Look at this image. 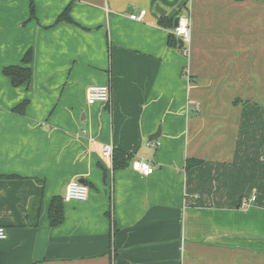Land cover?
Masks as SVG:
<instances>
[{"label": "crops", "instance_id": "obj_1", "mask_svg": "<svg viewBox=\"0 0 264 264\" xmlns=\"http://www.w3.org/2000/svg\"><path fill=\"white\" fill-rule=\"evenodd\" d=\"M182 1L183 52L156 11ZM72 181L89 197L52 227ZM0 226V264H264V0H0Z\"/></svg>", "mask_w": 264, "mask_h": 264}, {"label": "trees", "instance_id": "obj_2", "mask_svg": "<svg viewBox=\"0 0 264 264\" xmlns=\"http://www.w3.org/2000/svg\"><path fill=\"white\" fill-rule=\"evenodd\" d=\"M242 1V0H237ZM70 7L67 8L58 19V22H72L69 16ZM183 12L182 10L179 12ZM30 19H35V7L34 4H31L30 7ZM164 20L169 21L168 23H163L162 25L165 26L168 29H172V31L175 30L174 28V18H168L163 17ZM168 46L172 49H177L183 52V50L186 49L185 44L183 41L178 38L174 32L170 35L168 40ZM33 50L29 49L25 52L23 58H22V65H14V66H8L5 67L3 70V74L10 78L12 81V85L16 88L21 87L25 84H28L33 77V71L31 64L33 62ZM28 104V101L23 102L20 106H18L14 111L16 112H22L26 108ZM133 160V156L129 153L122 152L120 150H113V163H114V169H124L128 166V163ZM191 167L190 163L188 162V168ZM64 199L61 197H55L50 205L49 209V219L52 227H58L60 226L65 219L64 216V207H63Z\"/></svg>", "mask_w": 264, "mask_h": 264}, {"label": "built area", "instance_id": "obj_3", "mask_svg": "<svg viewBox=\"0 0 264 264\" xmlns=\"http://www.w3.org/2000/svg\"><path fill=\"white\" fill-rule=\"evenodd\" d=\"M147 12L142 10L139 15L131 14L130 19L138 22H142ZM174 34L180 38L185 45L190 42V12L184 10L180 13V21L177 28L174 30ZM186 50V49H185ZM111 86L110 85H92L88 89V104H109L111 101ZM104 155L111 158L113 156V149L111 146L104 148ZM135 171L140 172L144 176H149L153 173L154 168L145 160H137L132 165ZM90 194V188L87 184L80 181H72L68 184L66 193L64 195L65 202H84L88 199ZM7 239L6 229L0 226V240Z\"/></svg>", "mask_w": 264, "mask_h": 264}, {"label": "water", "instance_id": "obj_4", "mask_svg": "<svg viewBox=\"0 0 264 264\" xmlns=\"http://www.w3.org/2000/svg\"><path fill=\"white\" fill-rule=\"evenodd\" d=\"M186 1H182L178 6H176L171 11H167L165 9L160 8L159 5L156 7V11L160 14L162 17H168V18H174V28H177L180 21V15L179 12L183 9ZM161 136V127L158 129V132L150 137L151 140H157ZM84 183L83 181H81Z\"/></svg>", "mask_w": 264, "mask_h": 264}]
</instances>
